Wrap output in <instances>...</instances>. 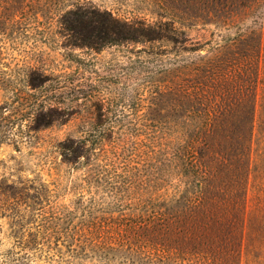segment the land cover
Listing matches in <instances>:
<instances>
[{
  "label": "trees",
  "instance_id": "16d2710c",
  "mask_svg": "<svg viewBox=\"0 0 264 264\" xmlns=\"http://www.w3.org/2000/svg\"><path fill=\"white\" fill-rule=\"evenodd\" d=\"M138 3L124 16L0 0V147L21 151L93 100L72 87L60 101L69 83L46 46L163 45L146 52L156 67L131 117L98 97L80 134L57 142L80 179L70 204L56 181L0 160V264H264V0ZM207 27L206 41L188 35Z\"/></svg>",
  "mask_w": 264,
  "mask_h": 264
},
{
  "label": "rangeland",
  "instance_id": "374dc122",
  "mask_svg": "<svg viewBox=\"0 0 264 264\" xmlns=\"http://www.w3.org/2000/svg\"><path fill=\"white\" fill-rule=\"evenodd\" d=\"M89 1L97 6L111 9L120 15L129 16L139 4L138 0H82ZM140 15H144L141 12ZM148 17V16H147ZM264 21V16H263ZM189 37L193 40L206 41L211 37V28H198L188 31ZM161 44H129L107 46L98 51L89 48H76L68 53L59 46H46L44 58L47 59L55 73H64L69 88L66 93L58 97L64 105L71 103L74 92L72 87L80 90V95L84 97L92 95L91 98H82L80 103L81 112H76L70 117L68 123L54 125L38 132L33 143L18 151L11 146L2 145L0 147V160H6L7 164L14 166L15 158L26 166L24 175L34 177L40 174L46 182L56 181L60 184V193L64 204H70L74 195V187L80 184L77 173L71 171L67 165L61 163V156L57 151L56 144L59 140L67 136H78L80 128L78 125L81 118L90 119L93 116L95 100L104 97L106 109L113 117L115 113H120L126 117H131V109L136 104V96L143 92L142 87H146L151 79L149 77L148 65L154 69L153 63L145 64L144 59L147 51L152 49L160 50ZM258 105V121L264 120V91L260 89ZM134 116V115H133ZM12 239H8L3 248L12 246ZM47 264V263H44ZM88 264H94L89 261Z\"/></svg>",
  "mask_w": 264,
  "mask_h": 264
}]
</instances>
